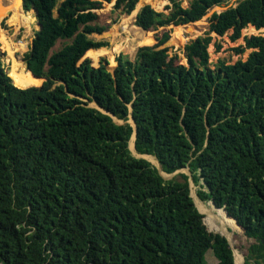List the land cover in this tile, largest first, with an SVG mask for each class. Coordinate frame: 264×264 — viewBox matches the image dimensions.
Returning <instances> with one entry per match:
<instances>
[{
	"label": "trees",
	"instance_id": "trees-1",
	"mask_svg": "<svg viewBox=\"0 0 264 264\" xmlns=\"http://www.w3.org/2000/svg\"><path fill=\"white\" fill-rule=\"evenodd\" d=\"M111 1L21 2L40 28L26 69L19 60L23 79L14 83L0 57V264H205L208 249L214 264H235L225 236L195 207L190 179L227 216L206 209L253 239L244 263L264 264V36H243L233 50L248 55L233 63L211 67L207 50L211 32L231 30L234 41L248 24L264 27V0L213 11L208 30L183 45L185 63L159 47L170 30L147 32L133 59L119 53L109 70L89 58L108 53L90 33L104 30L97 11ZM227 1L168 0L167 13L144 4L134 24L187 25ZM137 2L113 8L129 14ZM3 19L11 24L14 12ZM58 39L69 42L52 51ZM130 116L138 153L189 174L165 180L134 157Z\"/></svg>",
	"mask_w": 264,
	"mask_h": 264
},
{
	"label": "rangeland",
	"instance_id": "rangeland-1",
	"mask_svg": "<svg viewBox=\"0 0 264 264\" xmlns=\"http://www.w3.org/2000/svg\"><path fill=\"white\" fill-rule=\"evenodd\" d=\"M159 1H161L160 4H157L156 0H148V1L138 0V2L135 5L134 10H132L129 14L122 12L121 9L119 8L114 9L113 0L109 3L104 2L103 7L97 11L98 20L96 23L99 26L104 27V31L109 30V29L114 30L113 28H115L117 31L116 32L117 36L113 32H111L108 36H106V38L101 39V40H105L107 42V45L102 46L100 48H106L108 53L100 54L95 61H93L91 58L88 57L91 60V64L93 66H97L99 61L103 59V61L107 62L108 69L112 70L116 64L115 56L117 54L121 53L133 59L134 53L137 47L141 46L139 45L140 42L147 37V32H150L152 35L154 34L161 35L163 31H169V30H170V38L174 35H179L181 38V42H179L178 46L176 45L169 46V47H172V49H170V52L176 53L180 61L185 63L184 54L182 52L183 45L187 41L194 39L195 37L199 35H203L204 32L208 30L207 18L212 14L213 11L219 12L230 5L236 4V0H228L227 2H224L222 5L213 6L211 9H209V11L201 19L195 22L189 23L187 25H178V26L168 25V26H161L156 29H149V30H143L140 27L136 26L134 24V16L136 14V11L139 10V8L144 4H150L157 11H164L165 13L169 11V9H165V6L168 5L169 3L168 0H159ZM180 1L183 7H187L191 0H180ZM20 9L22 10L21 6H20ZM14 14H15V19L11 24H8L5 21V19H3V26L1 25L2 27L1 29L4 30L5 37H7L6 38L7 46H5V44L0 39V57L2 60L3 67L5 68L7 73L9 72L8 74L11 77L12 81L14 83H17L18 81L24 78V74L22 70L20 68L18 69L19 60L24 64L25 69H26V65L22 57H23V54L28 50L30 43L32 41V38L34 37V33L38 29V26H37L36 18L34 17L32 10H29L26 12L23 11V14H25V16L20 12V10L19 12L15 11ZM188 25H192V28L187 29L186 27ZM135 28L140 29L142 31V34H144L139 44H137V40L134 37L135 34H137V30ZM174 29L175 31L173 32ZM230 33H231V30H228L222 36L216 35L213 32L210 33V35L212 36V39L208 45L207 50L209 53V61H210L211 67H213V64H215V62L218 59H222L226 63H233L239 58L244 60L248 55L249 49H247L243 53L238 54L234 52L233 47H236L237 45L243 43L244 35L249 36V35L257 34L256 30H254L252 27L247 26L242 29L241 36L239 38H237L234 41H231L229 39ZM90 37L93 38L94 35L91 34ZM124 38H127V39L130 38L129 45L127 44L125 45L124 42H121L123 41ZM131 40H132V43H131ZM66 42H69V39H63V40L58 39L51 50L54 51V50L59 49ZM123 45H125L126 48ZM131 46H133V48H131ZM11 55H13V57L15 58L14 61H11V58H10ZM10 65H12V67H10ZM89 104L91 106H94L92 103H89ZM113 119L115 120V122H119V123L123 122L120 119H116V118H113ZM128 121L130 122V119H128ZM146 156L145 157L148 159V161L152 165H155L156 167H158L156 158L153 155H146ZM181 171L184 172L186 170L185 168H183L180 170V172ZM175 174L172 175L168 173H163L165 177L170 176L169 178H166L165 180L171 179L172 177L176 176ZM199 182L201 184V181ZM198 187H199V184L194 185V183L192 182L190 183V190H191L192 196L194 197V201L197 207L200 209L201 213L204 215L203 219H204V222L207 228L209 230H212L210 228L209 222L207 221L206 212L202 211L198 204L199 202H203L206 206H211V207L213 206L211 205V203L209 202L207 203L203 200H200L197 197L195 191L196 189H198ZM214 223L220 226L223 229L225 235L227 236L230 246L232 248L233 254H234L235 264H245L244 258L247 252V247L253 242V239L246 237L245 235L239 232L233 231L220 218H218V220H216ZM215 262H216V258L214 257L212 250L208 249L205 252V264H214Z\"/></svg>",
	"mask_w": 264,
	"mask_h": 264
},
{
	"label": "bare ground",
	"instance_id": "bare-ground-1",
	"mask_svg": "<svg viewBox=\"0 0 264 264\" xmlns=\"http://www.w3.org/2000/svg\"><path fill=\"white\" fill-rule=\"evenodd\" d=\"M147 1V0H146ZM9 2H10V4H3L2 3V0H0V21L3 19V18H5V17H7V16H9L12 12H15V11H18L19 12V10H20V12H21V9H20V6H21V0H9ZM142 4V3H141ZM16 9V10H15ZM9 11V13H7ZM22 13V12H21ZM23 14V13H22ZM24 16H25V14H23ZM132 21V20H131ZM201 24V23H200ZM28 27V26H27ZM114 30H112V32L117 36V34H116V29L115 28H113ZM136 30H137V34H135V38H136V40H137V44H139V42L142 40V38H143V35L144 34H142V31L140 30V29H138V28H135ZM27 30V29H26ZM129 30V29H128ZM131 31V30H130ZM27 32V31H26ZM136 32V31H135ZM6 38L7 37H5V32H4V30L3 29H1L0 28V39H1V41L5 44V46H7V41H6ZM121 39V38H120ZM130 39V38H129ZM129 39H127V38H124L123 39V41H121V42H124L125 43V45L127 44V45H129ZM131 39H132V37H131ZM170 43L171 44H173V45H176V46H178L179 45V42H181V38H180V36L179 35H174V36H172L171 38H170ZM142 42V41H141ZM131 43H132V40H131ZM136 43V42H135ZM125 45H123L124 47H125ZM9 46V45H8ZM126 48V47H125ZM131 48H133V46H131ZM124 49V48H123ZM131 51V50H130ZM212 51V50H211ZM210 51V52H211ZM126 53V52H125ZM10 58H11V61H14L15 60V58L13 57V55H11L10 56ZM8 59H9V57H8ZM8 62V61H7ZM10 67H12V65H10ZM18 69H19V66H18ZM9 73V72H8ZM129 147H130V149H132L133 150V137L130 139V141H129ZM147 157V156H146ZM151 157V156H150ZM193 183V182H192ZM199 206H200V208H201V210L202 211H204V212H206V215H207V218L221 231V232H223L224 233V231H223V229L220 227V226H218L217 224H215L214 222L216 221V220H218V218H217V215L215 214V213H213L211 210H209V209H206L205 207H204V205H203V202H199V204H198ZM214 221V222H213ZM221 225V224H220ZM243 256V255H242ZM243 260V259H242Z\"/></svg>",
	"mask_w": 264,
	"mask_h": 264
},
{
	"label": "water",
	"instance_id": "water-1",
	"mask_svg": "<svg viewBox=\"0 0 264 264\" xmlns=\"http://www.w3.org/2000/svg\"><path fill=\"white\" fill-rule=\"evenodd\" d=\"M21 2H22V0H21ZM2 3H3V4L5 3V4H7V5L10 4L9 0H2ZM32 12L34 13V17L36 18V10L33 9ZM7 13H9V11H8ZM37 26H38V29H39V28H40V25L37 24ZM186 28H187V29H190V28H192V25H188ZM38 29H37V30H38ZM111 30H112V29L105 30V31L103 30V31H101V32L93 31V32L90 33V35L93 34V35H94L93 39H95V40H101V39L106 38V36H108V35L112 32ZM169 40H170V39L168 38V39H167L166 41H164L159 47H160V48H164V47H169L170 45H173V44L170 43ZM30 46H32V42L30 43ZM31 75L34 76L32 73H31ZM34 77H35V76H34ZM30 86H32V85H30ZM27 87H28V86H27ZM92 104H93L94 106H96L95 102H92ZM100 109H101V108H100ZM110 115L112 116L111 113H110ZM113 118H115V117H113ZM116 119H117V118H116ZM129 119H130V122H131V123H130L128 120H127V122H129L130 125H132V127H133V133H132V135L130 136V138H129V140H128V148H129V150H130V153H131L134 157H136V158H144V159L148 160L145 156H146V155H149V154H141V153H138V152L135 150V147H134V139H135V133H136V129H137V127H136L135 121L133 120V118H132L131 116H130ZM114 121H115V120H114ZM117 123H118V124H121V123H119V122H117ZM122 123H123V122H122ZM132 137H133V150L130 149V147H129V141H130V139H131ZM156 161H157V163H158V167H156L155 165H154V166L156 167V169H157L158 173L160 174V176H161L162 178H164V179L169 178L170 176L165 177V176L163 175V173H166V172H164V171L161 169L160 164H159V162H158L157 159H156ZM182 169H183V168H182ZM180 170H181V169H178V170H176V171H174V172H172V173H168V174H172V175H174L175 173L180 172ZM185 170H186V171H184V172L187 173V174H189L188 169L185 168ZM181 172H182V171H181ZM191 182H192V180L190 179V183H191ZM190 183H189V185H190ZM189 195H190V197L192 198L195 207L198 209L199 212H201L200 209L197 207L195 201H194V197H193L192 194H191V190H190ZM210 203H211V205L213 206V208H215V209H222V210L224 211L225 215L227 216L226 210H225L223 207H221V208L216 207V206L214 205V203H213L212 200H210ZM220 233L223 234V235L225 236L227 242L229 243V240H228L227 236L225 235V233H223V232H220ZM229 245H230V243H229ZM233 257H234V254H233ZM234 263H235V260H234Z\"/></svg>",
	"mask_w": 264,
	"mask_h": 264
},
{
	"label": "built area",
	"instance_id": "built-area-1",
	"mask_svg": "<svg viewBox=\"0 0 264 264\" xmlns=\"http://www.w3.org/2000/svg\"><path fill=\"white\" fill-rule=\"evenodd\" d=\"M254 30H256L257 34L254 35H261L264 36V27H260V28H255L254 26H251Z\"/></svg>",
	"mask_w": 264,
	"mask_h": 264
},
{
	"label": "crops",
	"instance_id": "crops-1",
	"mask_svg": "<svg viewBox=\"0 0 264 264\" xmlns=\"http://www.w3.org/2000/svg\"><path fill=\"white\" fill-rule=\"evenodd\" d=\"M113 3H114V0H113ZM222 4H223V3H222ZM222 4H221V5H222ZM140 8H141V7H140ZM140 8H139V9H140ZM119 9H120V8H119ZM133 10H134V9H133ZM137 12H138V10L136 11V13H137ZM134 17H135V16H134ZM247 26L251 27L252 25H251V24H248ZM244 36H245V35H244ZM142 41H143V40H142ZM140 43H141V42H140Z\"/></svg>",
	"mask_w": 264,
	"mask_h": 264
},
{
	"label": "clouds",
	"instance_id": "clouds-1",
	"mask_svg": "<svg viewBox=\"0 0 264 264\" xmlns=\"http://www.w3.org/2000/svg\"><path fill=\"white\" fill-rule=\"evenodd\" d=\"M23 10V9H22Z\"/></svg>",
	"mask_w": 264,
	"mask_h": 264
}]
</instances>
